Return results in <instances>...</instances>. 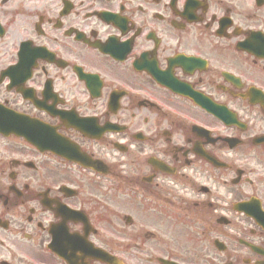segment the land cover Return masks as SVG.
I'll use <instances>...</instances> for the list:
<instances>
[{
    "label": "flooded vegetation",
    "instance_id": "obj_1",
    "mask_svg": "<svg viewBox=\"0 0 264 264\" xmlns=\"http://www.w3.org/2000/svg\"><path fill=\"white\" fill-rule=\"evenodd\" d=\"M2 105L0 264H264V0H0Z\"/></svg>",
    "mask_w": 264,
    "mask_h": 264
}]
</instances>
